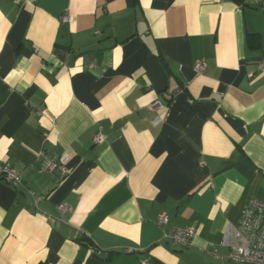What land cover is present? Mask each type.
<instances>
[{
    "label": "crops",
    "instance_id": "obj_1",
    "mask_svg": "<svg viewBox=\"0 0 264 264\" xmlns=\"http://www.w3.org/2000/svg\"><path fill=\"white\" fill-rule=\"evenodd\" d=\"M250 3L0 0V164L22 176L0 178V264L231 262L209 246L227 256L228 226L264 201V11ZM187 226L190 247L170 249L166 231Z\"/></svg>",
    "mask_w": 264,
    "mask_h": 264
},
{
    "label": "built area",
    "instance_id": "obj_2",
    "mask_svg": "<svg viewBox=\"0 0 264 264\" xmlns=\"http://www.w3.org/2000/svg\"><path fill=\"white\" fill-rule=\"evenodd\" d=\"M250 5L264 11V0H250ZM64 20H70L68 14L64 15ZM99 36L100 33L98 32ZM206 67L205 62H198L195 65V71L202 73ZM152 108H162L161 102L155 101ZM93 141L95 144H101L104 141V134L99 131L95 134ZM65 164V163H64ZM46 167L54 170L58 167L55 160H48ZM63 175H67L69 170L65 165L61 166ZM0 178L6 179L17 185L22 184V176L15 171L8 164H0ZM61 212L68 213L71 208L67 205L59 207ZM170 218L163 214L159 217L158 225L167 226ZM197 235V230L193 227L187 226L184 228H175L166 231L163 238L166 239V244L172 250H184L192 244L193 239ZM222 246L230 248L227 256L220 255L216 251L215 245H210L208 254L219 261L229 260L235 264H264V201L258 199H251L248 206L242 213L241 220L238 225L230 224L225 231ZM128 253L133 250L128 249ZM142 264H150L149 260L142 261Z\"/></svg>",
    "mask_w": 264,
    "mask_h": 264
},
{
    "label": "water",
    "instance_id": "obj_3",
    "mask_svg": "<svg viewBox=\"0 0 264 264\" xmlns=\"http://www.w3.org/2000/svg\"><path fill=\"white\" fill-rule=\"evenodd\" d=\"M97 253H98V255H99V256H101V257H102V256H103V257H106V256H107V255H106V254H104V253H100V251H99V250H97Z\"/></svg>",
    "mask_w": 264,
    "mask_h": 264
},
{
    "label": "rangeland",
    "instance_id": "obj_4",
    "mask_svg": "<svg viewBox=\"0 0 264 264\" xmlns=\"http://www.w3.org/2000/svg\"><path fill=\"white\" fill-rule=\"evenodd\" d=\"M228 264H235V263H233V262H228Z\"/></svg>",
    "mask_w": 264,
    "mask_h": 264
}]
</instances>
